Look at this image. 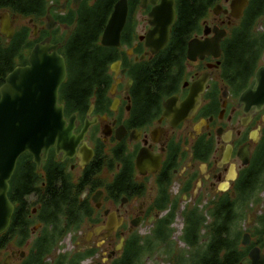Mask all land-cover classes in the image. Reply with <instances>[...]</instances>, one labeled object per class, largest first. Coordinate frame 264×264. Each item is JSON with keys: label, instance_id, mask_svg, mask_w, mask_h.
Listing matches in <instances>:
<instances>
[{"label": "flooded vegetation", "instance_id": "flooded-vegetation-1", "mask_svg": "<svg viewBox=\"0 0 264 264\" xmlns=\"http://www.w3.org/2000/svg\"><path fill=\"white\" fill-rule=\"evenodd\" d=\"M42 1L46 11L37 18L0 8V22L1 15L7 12L14 27L11 38L0 34L9 41L25 27L31 45L24 62L17 65L27 64V56L37 43L57 45L56 52L63 57L66 67L57 103L62 105L67 121L74 118L76 135L87 123L83 140L92 154L80 150L82 140L70 157L61 158L55 145L50 146L40 167L30 153L19 155L7 190L14 209L8 227L0 234V256L7 251L0 264L6 258L9 264H21L28 253L23 247L29 249L34 243H44L49 239L48 233L59 227L65 228L74 250L93 252L88 258L94 264H115L117 259L118 264H126L125 255L134 237L138 238L137 246L147 245L152 252L161 250L168 263L184 264L177 257L182 248L175 251L172 246L173 221L166 224L164 220L172 210L174 195L184 188L188 193L182 197L192 198L193 204L200 201L201 207L209 201L236 197L243 200L240 210L250 204L252 211L246 215L247 226L235 243L233 256L237 264H248L249 251L254 246L264 255V234L259 232L264 212L255 214L257 205L252 202L258 191L254 180L259 181L255 160L264 155L260 145L264 105L258 110L251 106L246 112V104L240 101L256 70L264 66V45L259 51H251L244 67L226 65L223 40L229 34L227 26H233L242 17L230 16L231 0H216L198 21L200 31L185 42L172 32L179 22L181 0H124L127 14L119 42L109 46L101 45L100 37L119 0ZM257 2L262 4L264 0H248L245 9ZM216 4L227 12L214 13ZM171 6L174 18L167 40L153 52L146 44L147 33L155 24L163 26L168 22ZM99 10H104V21L90 47L102 51L99 59L103 64L98 65L96 77L80 87L78 97L73 92L81 80L72 53L76 47L75 32L79 17L82 21L91 15L89 20ZM210 13L212 20L207 19ZM47 14L54 21L51 28L47 27ZM21 17L26 23L19 26ZM71 17L70 23L62 21ZM75 21L63 43L68 27ZM205 25L226 30L219 43L220 54L196 55L191 59L187 56L188 41L214 35L212 30L204 34ZM158 39L155 38V45ZM52 52L50 49L47 54ZM202 78L204 82L200 84ZM233 172L236 177L230 179ZM172 183L177 185L174 195L170 193ZM167 194L170 204L160 209ZM109 217L110 232L102 229L88 236L95 227L107 225ZM10 227L13 234L5 236ZM141 227L147 228L145 236L137 234ZM244 233L249 234L248 244L241 241ZM144 237L151 240L142 241ZM121 238V248L111 253ZM205 243L202 237L199 244L204 247ZM135 264H141V260Z\"/></svg>", "mask_w": 264, "mask_h": 264}, {"label": "water", "instance_id": "water-1", "mask_svg": "<svg viewBox=\"0 0 264 264\" xmlns=\"http://www.w3.org/2000/svg\"><path fill=\"white\" fill-rule=\"evenodd\" d=\"M247 3L248 0H231L229 3L230 16L240 18ZM220 11L227 12V9H222L220 4H216L213 12L217 14ZM126 14V2L119 0L103 28L100 37L101 45L118 44ZM173 18L174 10L171 6L168 22L163 26L155 24L154 29L147 33L146 44L153 52H156L166 42ZM47 19V27L51 28L54 21L50 14H47ZM75 25L76 21L68 27L63 43ZM211 30L214 33L211 37L192 38L188 41L187 56L189 58L193 59L196 55L203 54L219 56V43L225 36L226 30L217 26L210 28L205 25L203 32L208 34ZM0 32L6 38H11L14 34V27L7 12L1 15ZM156 37H159L157 45L154 44ZM56 48L57 45L37 43L27 56V64L15 66L5 75L4 82L0 85V234L8 227L14 209L13 203L7 196V190L19 155L24 152L30 153L37 167H40L42 160L47 156L48 148L55 145L56 153H61V158L70 157L87 131L86 123L80 134L76 135L73 132L74 118L70 117L67 121L63 116L62 105L57 103L58 87L65 78L66 67L63 57L57 54ZM50 49L53 50L52 54H47ZM256 81L258 85L255 87ZM203 82L204 78L199 83L203 84ZM240 101L246 104V112L251 106L258 110L264 105V66L256 70L254 79L241 93ZM80 150L87 152L88 155L92 154L84 140ZM239 155L246 163L247 160L241 150ZM223 160L225 161V157ZM235 177V172L229 175L230 179ZM110 226L111 217L107 225L95 227L93 231L88 232V236L92 233L97 234L102 229L110 232L112 230ZM241 241L243 244H248L249 234L244 233ZM122 242L123 238L111 253L119 250ZM249 256L248 264H264V255L258 247H252ZM3 264H9V258H6Z\"/></svg>", "mask_w": 264, "mask_h": 264}, {"label": "trees", "instance_id": "trees-1", "mask_svg": "<svg viewBox=\"0 0 264 264\" xmlns=\"http://www.w3.org/2000/svg\"><path fill=\"white\" fill-rule=\"evenodd\" d=\"M216 0H181L179 9V22L173 26L172 32L180 35V39L185 42L193 33L200 31L198 21L205 14L206 10L214 4ZM0 8H8L20 15H29L35 18L44 15L46 8L42 0H0ZM91 16V15H90ZM89 16V17H90ZM264 17V3H250L245 9L242 17L236 25L232 26L229 34L223 40L224 55L226 56V65H234L237 68L244 67L247 64L249 54L252 50L259 51L264 45V28L257 29V21L260 17ZM79 17V26L76 30L75 48L72 53L74 62L80 73L79 88H74L75 96L80 95L82 89L80 87L87 86V82L96 77L98 65L103 64L99 59L103 54L90 46L95 39L96 34L100 32L104 21V10H99L92 14V18ZM72 17L63 22L70 23ZM25 27L16 36L7 40L0 34V84L3 82L5 75L13 69L17 64L24 62V52H28L31 42L27 40L24 33ZM183 46V45H182ZM85 88V87H83ZM260 145L264 147V126L262 130V138ZM255 166L258 167L257 172L259 181L254 180V185L258 190L264 187V155L255 160ZM186 188L180 193L174 195L172 201V210L168 218H165L166 224H170L178 209V198H182L183 194H187ZM64 191H62V199H64ZM61 196V195H60ZM159 201V200H158ZM239 197L220 200L213 202L208 211L210 219H207L206 214L199 208L200 201L195 204L185 206L182 213L183 227L181 230L180 239L185 243L189 252L185 257V253H181L179 257L184 264H237L233 253L236 250L235 243L240 238L239 230L232 228L233 223L238 220L243 213L238 208L243 202ZM258 203L259 199H255ZM170 204L169 195L159 207L166 208ZM262 220V221H261ZM260 233L264 234V215L259 220ZM58 226V225H57ZM205 230V246L199 244ZM64 227H59L57 231L48 233L49 239L45 242L34 243L29 248L26 258L21 264H80L82 259L91 255V253H83L79 250L61 252L55 254V250L59 242L67 233ZM13 234V228L10 227L5 233V236ZM129 239H127L128 241ZM133 243L128 245V251L125 256L128 259L126 264H135L140 262L143 255L150 251L147 245L140 244L137 246L138 238L131 239ZM150 237H144L142 241H150ZM118 264V259L114 260Z\"/></svg>", "mask_w": 264, "mask_h": 264}, {"label": "rangeland", "instance_id": "rangeland-1", "mask_svg": "<svg viewBox=\"0 0 264 264\" xmlns=\"http://www.w3.org/2000/svg\"><path fill=\"white\" fill-rule=\"evenodd\" d=\"M224 6H228V3H224ZM212 13H210L207 17L208 20H212ZM261 19V18H260ZM257 21V28L258 30H262V28H264V25L262 24V22H264V18L261 20ZM37 22V20H36ZM26 20H24L23 17H21L18 21L19 26H21L22 24H25ZM234 25H236V23H234ZM233 25V26H234ZM231 26H227V31L229 33ZM27 52H24L23 55H26ZM176 188L177 185L176 183H172L170 186V193L172 195L175 194L176 192ZM255 199H259L258 203L255 201ZM212 202L213 201H209L207 204H205L204 207H201L200 203L198 204L199 208L206 214L207 216V212L208 210L211 208L212 206ZM255 205H257V210L255 209L254 213L257 214L258 212H264V187H262V189L258 190L255 194L254 197V201H252ZM193 204V199L192 198H188L187 196L185 198H178V209L175 213L176 217L173 220V223L171 224V228H172V233H171V240L173 241L172 246H174L173 249L179 250L180 248H182L183 252L186 254H189V252H187L188 248L187 246L181 241L180 239V235H181V230H182V226H183V217H182V211L184 206H190ZM250 204H246L244 208L241 209V213H243L244 215H242L237 222L234 224V226L232 228L239 230L240 234L242 233V230H245L247 224H246V215L247 213H250L252 210V207ZM207 219H210V217H207ZM254 223V220L252 222V224ZM255 226V225H254ZM248 231V230H246ZM83 233H86V228L83 230ZM138 236H145V234H147V228L146 227H141L138 229L137 232ZM205 236V233H203V238ZM77 239L80 238V236L76 237ZM75 240V238H73V241ZM23 251L28 252V248L27 247H23L22 248ZM73 243L71 242V240L69 239V235L65 236L62 241L59 243L58 247L55 250V254L61 253V252H67V251H73ZM7 254V251H5L1 256H0V260L2 258H4V256ZM143 257L141 258V264H170L167 262L166 260V256L165 254L161 251V250H157V251H148L145 253H143ZM173 257V256H172ZM80 264H94L91 263V258L85 257L84 259H82Z\"/></svg>", "mask_w": 264, "mask_h": 264}]
</instances>
